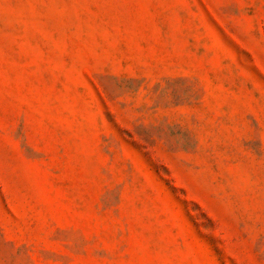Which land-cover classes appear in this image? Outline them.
Segmentation results:
<instances>
[{"label": "rangeland", "instance_id": "374dc122", "mask_svg": "<svg viewBox=\"0 0 264 264\" xmlns=\"http://www.w3.org/2000/svg\"><path fill=\"white\" fill-rule=\"evenodd\" d=\"M0 264H264V0H0Z\"/></svg>", "mask_w": 264, "mask_h": 264}]
</instances>
